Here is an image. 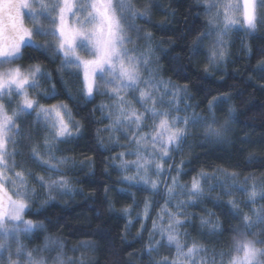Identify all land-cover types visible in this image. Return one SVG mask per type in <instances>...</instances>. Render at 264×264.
Here are the masks:
<instances>
[{
	"label": "clouds",
	"instance_id": "obj_1",
	"mask_svg": "<svg viewBox=\"0 0 264 264\" xmlns=\"http://www.w3.org/2000/svg\"><path fill=\"white\" fill-rule=\"evenodd\" d=\"M0 264H264V0H0Z\"/></svg>",
	"mask_w": 264,
	"mask_h": 264
}]
</instances>
